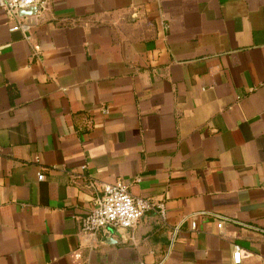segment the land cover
Here are the masks:
<instances>
[{
    "label": "crops",
    "instance_id": "0c3cea01",
    "mask_svg": "<svg viewBox=\"0 0 264 264\" xmlns=\"http://www.w3.org/2000/svg\"><path fill=\"white\" fill-rule=\"evenodd\" d=\"M44 1L0 8V264H264V0ZM119 181L166 221L84 233Z\"/></svg>",
    "mask_w": 264,
    "mask_h": 264
},
{
    "label": "built area",
    "instance_id": "2783aa9c",
    "mask_svg": "<svg viewBox=\"0 0 264 264\" xmlns=\"http://www.w3.org/2000/svg\"><path fill=\"white\" fill-rule=\"evenodd\" d=\"M44 0H0V8L10 18L16 17L18 10L33 6H43ZM25 26L17 23L10 28L12 32ZM45 175H38L39 181H44ZM92 208L81 221V229L84 233L95 234L101 228L113 227L116 229H134L139 220L149 211H155L162 221H166L167 209L163 202L154 204L148 198L134 196L129 191V185L119 181L115 184L104 185L101 195L93 199ZM197 223H192V229H196ZM177 229L171 235L172 243L176 240ZM242 261V250L237 248L233 253V264Z\"/></svg>",
    "mask_w": 264,
    "mask_h": 264
}]
</instances>
